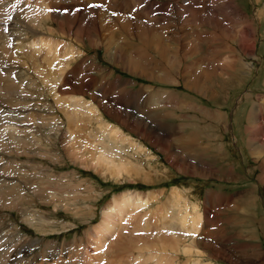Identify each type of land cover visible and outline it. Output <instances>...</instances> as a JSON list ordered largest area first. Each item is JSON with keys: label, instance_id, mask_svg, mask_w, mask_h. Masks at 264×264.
<instances>
[{"label": "rangeland", "instance_id": "obj_1", "mask_svg": "<svg viewBox=\"0 0 264 264\" xmlns=\"http://www.w3.org/2000/svg\"><path fill=\"white\" fill-rule=\"evenodd\" d=\"M39 1L0 0V37L6 25L19 32L27 26L25 38H50L58 42L59 53L72 48L75 54L68 56V61L62 60L61 55L51 63L42 51L35 57L30 53L22 66L20 58L10 51L15 43L7 48L0 41V62L5 61L9 70L6 74L0 69L2 79L13 81L15 75L19 81L16 84L30 83L39 75L37 68L33 70L29 65L38 66L40 60H45V66L53 67L56 74L73 73V78H80L84 73L92 77L94 84L83 99L95 106L103 122L119 127L145 152H125L127 155L122 156V150H116L113 159L96 166L94 162L102 152V145L90 136L95 133L96 124L82 122L85 134H79L76 141L72 137L75 143L69 145L66 129L69 118L75 116L74 109L56 104L52 97L46 98L51 104L46 100L35 103L36 97H30L28 92V99L21 89L5 93L7 88L2 83L0 264H140L139 260L162 264L159 259L157 262L155 248L164 238H172L169 224L183 207L191 215L197 207L203 218L201 230L194 236L214 238L216 243L211 247L197 246L200 248L196 247V251L202 255H184L181 250L191 241L174 237L181 250L163 253V264H264V173L258 167L259 164L264 167V155L253 154V132L247 122L250 109L264 99V0H154L152 7L147 5L150 0H144L139 7L152 9L153 19H157L155 27H162L161 44L165 48H172L174 37L178 47L192 46V58L188 63L181 59V66L176 69L178 77L175 75L173 79L158 72L151 46L149 52L142 54L137 36L154 32L153 20L141 17L144 10L133 9L142 19L135 22L128 18L125 25L116 19L118 11L109 7L100 10L96 17L103 16L97 22L101 46L94 48L93 41L98 37L82 34L78 38L77 25L62 33L52 18L44 20L43 15L53 16L51 7L56 8L60 0H46L45 8L38 7ZM16 3H22L21 9L26 7L28 13L39 11L38 21L35 20L39 23L26 18L19 23H14V19L12 26L7 23L8 15L15 17L8 12ZM75 4L71 1L68 5L75 7ZM256 14L258 20L254 18ZM5 15L8 19L3 23ZM110 17L113 20H105ZM214 22L219 32L225 34L218 32ZM33 27L38 34L31 32ZM243 29L246 33H242ZM18 33H12L16 44L26 45L24 40L23 43L18 40ZM121 51L128 56L136 54L134 58L141 65L135 68L131 57L114 63L115 55ZM210 69L222 73L210 75ZM194 72L202 73L198 92L190 88ZM98 90L104 96H98ZM205 112L209 117L204 116ZM223 121L232 125L233 132L223 131ZM137 126L147 127L148 137L137 132ZM192 134L197 138L196 147L209 150L207 154L205 150L190 151ZM153 137L155 143L150 139ZM191 156L195 163L205 164L202 171L192 173L187 169ZM139 164L145 166L143 174L133 169ZM123 165L131 168L117 177L115 170L118 172ZM174 190L179 196L176 204L172 202ZM254 190L255 196H251ZM124 194L141 197L151 194L152 201L146 205L133 202L121 218L114 213L111 217L119 220V228L111 230L114 234L106 243L97 242L96 229L104 221L109 206L114 201L120 202Z\"/></svg>", "mask_w": 264, "mask_h": 264}, {"label": "bare ground", "instance_id": "obj_2", "mask_svg": "<svg viewBox=\"0 0 264 264\" xmlns=\"http://www.w3.org/2000/svg\"><path fill=\"white\" fill-rule=\"evenodd\" d=\"M71 1L76 3L75 7H73L72 5L71 6L68 5L69 3H71ZM144 2H145L144 0L143 1L142 0H139V1L138 0H89L88 2L86 0H60V3H59V5H56L57 6L56 8L54 6L51 7L53 9V11H52L53 16L48 15V17L45 18V15H43V13H42V15H43L44 20H49L50 18H52L53 23L56 21L58 24V31H60L62 33L70 31L72 26L77 25L78 30H79L78 38H82V36H81L82 34H89V35H92L96 38L98 37L97 41H95V42L93 41L92 45L94 48H98L101 46V44L99 42V36H98L99 28H98L97 22L100 19H102L103 16H100L99 18H97L96 16H97L98 12L100 10H102L104 7H109V9H111L114 12L118 11V14H117L118 16L116 17V19H119L123 25L126 24L128 18L132 21H135V22L140 21L142 19L141 17L151 19L154 22V25H153L154 32L151 35L147 34L146 36H137V40L143 48L142 54H144L145 52H149L150 46H151V50H152L153 54L155 55V67L158 69V72L164 73L167 79H173V76H174V78H176L175 75H177V77H178V73L176 72V69L181 66V63H182L181 59H186V62L188 63L189 58H192V56H193V52L191 51L192 46H191V44H187L186 46L180 48V47H178V44L175 45L178 42V40H177V37H174L171 39V44H170V46H172V48H170V47L165 48L161 44V41L163 39L162 34H164V33H161L162 27H161V29H159L158 27H155V20H157V19H153L152 9L148 8L146 10V9L142 8L141 10L142 11L144 10V13L141 14V17H138L137 14L135 13L137 11L133 10L135 8L140 9L141 7H139V6L144 4ZM45 3H46V0H40L39 3H37V5L43 6ZM63 4L66 7H63ZM147 4H149V3H147ZM20 5H22V3ZM22 6H24V5H22ZM25 8L26 7L21 9V7H20L21 14H18V16L14 20V23H16V22L19 23V22H21L22 19L25 20V18L31 22L35 21V20L38 21V14L37 13H39V11L36 12L33 10L34 12L28 13L27 9L25 10ZM38 10H40V9H38ZM43 11H45V10H43ZM47 11H49V10H47ZM61 11L64 13L63 15L59 14V13H61ZM32 13H36L37 16L32 14ZM48 14H49V12H48ZM193 14H194L193 12H192V14H190L191 18L188 17L190 19V21H192V19H193ZM8 16L11 17V14ZM40 18H42V17H40ZM254 18H256L258 20L259 15L256 14ZM110 19H111V17L107 18L105 20L108 21ZM195 19H198V18H196V16H195ZM111 20H113V19H111ZM243 20H245V18ZM29 21H27V23H29ZM159 21H161V20H159ZM36 23H39V22H36ZM33 24H35V23H33ZM156 24H158L157 21H156ZM216 24H217V22L213 23V25L217 28ZM12 25H14V24H12ZM158 25L160 27V24H158ZM36 27H38V26H36ZM85 27L87 28V31L84 30ZM217 29L219 32V27ZM26 30H28L27 26H24L22 31L19 32L13 28L11 30L10 26L6 25L5 29L3 28V31L1 32L2 36L0 37V41L1 42L3 41L2 43L4 45H6L7 48H10V44L14 45V43H15V46H12V48H11L13 50H10V51L13 53V56L16 55L17 57L20 58V62L22 64V66L26 64L27 58L30 56V53L33 54V55H31L33 57L34 55H36V56L39 55V52L42 51L43 56L46 59H49V61H51V63L52 62L54 63L56 60H59V56H61V55H62L61 57L63 58L62 60H64V58H65V61L66 60L68 61V59H67L68 56H72L75 54L74 50L72 51V48H68V50L65 53H59V44H57L58 42L55 43L50 38H46V39H41V38L32 39V38H30L29 39L26 36V38H28V39H26L25 35H24V33H25L24 31H26ZM246 31L247 30L243 29L242 33H246ZM3 32L6 34V36L3 35ZM14 32H17V33L19 32L18 33V37H19L18 40L21 43H23V40H24V44L26 42V45L20 46L21 44L20 45L16 44L15 38L12 37V33H14ZM31 32L34 35L38 34L37 30L34 27L31 28ZM163 32H164V29H163ZM219 33H224V32H219ZM215 34H217V33H215ZM230 40H231V38H230ZM173 45H175V46H173ZM230 46H233V45H230ZM235 51H236V49H235ZM217 54H220V53H217ZM135 55L136 54L128 56L125 51H121V53H117L115 55L114 63H118L119 61H123L124 59L131 57L133 63L135 64V68H138L141 65V62L138 61L136 58H134V57H136ZM227 58H229V57H227ZM230 58H232L231 55H230ZM231 60L232 59H230V61ZM44 61L40 60L38 62V63H40L38 66H33L32 64L29 65L30 68L33 70L35 68H37V73L39 75V77H37V78L33 77V81H31L30 83L24 82L21 84L20 83L16 84L19 81L17 82V81H15V79H13L14 82L12 80L7 82V81L3 80L2 77L0 76V79L2 80V81H0V87H1L2 83L5 84V87L7 88L5 93L7 91L10 92V90H13V89L20 92L19 89H21L22 90L21 92L26 94L25 96L28 99H29V97L27 95L29 92L30 97H36L35 103H38V102H41L44 100H46L48 102V100L46 98L49 99L52 97L55 100L56 104H59V105L63 104L64 106H67V108L74 109L75 110V116L73 118H69V124H68L67 129H66V131H67L66 133L68 134V137H70V138H68V139H70V141L67 140V143L69 141V145H71V142H73L74 140L75 141L77 140L76 138L79 134H82V135L85 134V129L83 127H81L82 122L85 121V122H88L89 124L90 123L96 124V126L93 127V131L95 133L90 134L92 139H94L97 142V144L102 145V152L96 158V160L94 162V164L96 166L101 165V163L103 161H107V160L109 161V160L113 159L114 156L116 155V153H115L116 150H122V156L127 155V153L125 154V152H128V153H133L136 151L145 152V150L141 147L140 144H138L137 141H135L133 138L127 136V134H124L119 127H116L115 125L113 126L111 124H106L105 122H103L100 119L98 111L96 110L95 106L91 102H87V100L83 99V97L86 98L85 95L88 93V91L90 90V88L94 84L95 80L92 77L87 76L84 73L79 75L80 78L76 77L77 79L73 78V76H74L73 73H71L67 76H65L64 72H61V73L57 72V74H56L54 70L52 71L53 67H51V69H50V68H47V66H45V64L43 63ZM227 61H228V59H227ZM230 61H228V62H230ZM231 64L232 63H230L229 65H231ZM0 65H1V68L6 72V74H8L9 73V70L7 68L8 64L5 61H2V63L0 62ZM61 65H62V63H61ZM229 65H227V66H229ZM63 66H65V65H63ZM64 69H66V68H64ZM64 69L61 68V71ZM17 72H18V70H17ZM208 73H211L210 75H219L220 73H222V71L219 69H210ZM203 74H205V72ZM28 76H30V75H28ZM201 76H202V73H198V72L192 73V82H191L190 88L197 91V92L200 91V89H201V84H200ZM22 80H25V79H22ZM31 84L34 86V88H33V86H31ZM30 88L33 90H31ZM5 93H3L4 96H5ZM97 95L98 96H104V92L102 90H98ZM57 97H64V99L57 98ZM7 99L9 100V98H7ZM20 101L22 102L21 99H20ZM30 101H32V98H30ZM25 102H26V104H27V102L30 103L29 101H24V103ZM16 103H18V102H16ZM16 103H14V104H16ZM35 103L32 105H35ZM49 104H51V103H49ZM43 105H46V104L43 103ZM59 108L65 109L64 107L62 108L60 106H59ZM256 108L253 107L252 109H250L249 116L247 117V122L249 125V130L253 132V140H252L253 143L251 145V149L253 151V154L263 156L264 155V99L259 100ZM81 116H84V118L81 119L82 118ZM204 116L209 117V114L207 112H205ZM213 122H215V121H213ZM223 122H224L223 131L224 132H229V131L233 132L232 125H228L226 121H223ZM126 123H128V122H126ZM144 126H147V125H144ZM136 130L142 136L148 137V128L147 127L137 126ZM250 131H249V133H250ZM74 136H75V139H74ZM71 138L73 139V141H71L72 140ZM150 139L152 142L155 143V137L150 138ZM196 140H197L196 136L194 134H192L190 137V141H191L190 146H193V147H191L190 151L202 152L203 149H200V147H196ZM210 140L212 141V139H210ZM73 143H75V142H73ZM157 144H159V142ZM218 144L219 143H217V145ZM99 145H97V146H99ZM161 145H163V144H161ZM97 146H94V147L97 148ZM215 146H216V143H215ZM219 146L221 148L220 144H219ZM213 147L214 146H212V149H213ZM68 148L72 149L69 146H68ZM163 148L165 150L168 147H166V148L163 147ZM209 148H210V146H209ZM214 149H215V147H214ZM217 149H219V148H217ZM207 150H208V148H207ZM208 151L205 150L204 152H206V154H207ZM218 156H220V154ZM261 156H260V158H261ZM260 158H258V160H257L258 162L256 161L258 164H259ZM113 162H114V160H112L111 163H113ZM202 164H204V163H202ZM202 164L195 163L194 157L191 156L190 157V163L188 162V164H187V169L191 170L192 173H198V172L202 171V169L204 167V166H202ZM258 167L260 168L261 172L263 171V173H264V167H262L260 164ZM126 168H131V167L129 165H123L119 168L118 172L115 170V172L117 173V177H120V176H122V174L129 172V169H126ZM150 168H152V167L150 166ZM133 169L136 172L143 174V171H145V166H144V164H139L137 167H134ZM155 174H157L156 171H155ZM145 183L150 184L151 182H145ZM255 193H256V191L254 190V191L250 192V195L255 196ZM244 197L245 196H243V198L242 197L241 198L244 199ZM178 198H179L178 192H177V190H174L172 192L173 204H176L178 202ZM151 201H152V195L151 194H148L145 197H141L138 194L134 195V196L129 195V194H124V195H122L120 202L114 201L112 203V205L109 206L108 211L104 215V217H103L104 221L102 222L100 227H98V229H96V231L98 230L97 233L95 232L97 234L96 235L97 242L100 243V241H103L104 243H106V240L109 237L113 236L114 232L111 230L115 231L116 228L118 227V224H119L118 219L111 217L112 215H114V213H116L118 218H121L123 212L125 211V208L131 207L133 202H135L137 205H146ZM118 209H120L121 212L117 213ZM173 210H174V207H171L170 212H172ZM160 222H161V226L163 228L161 219H160ZM202 224H203V218H202L201 214H199L197 207H194V213L192 215L187 211L186 207H183L181 209V211L179 212L178 217H176L174 220H171V222L169 224L168 229L171 231L169 235L172 238H170V237H167L168 239L164 238V242L162 241V243L160 245H157L155 248V251H157L156 252L157 260L158 259L161 260L160 263L163 264L162 255L166 251H168L171 254H172V252L173 253L174 252L179 253V250H181V248L179 247V243L174 238L177 236L182 237L183 239H188L189 241H191L190 245H187L185 248H183L181 250V252H183L184 255H188V254L202 255V254H200L199 251H196L197 249L200 248V247L198 248L197 246L202 245V246L211 247V246L215 245V244H213V243H216L215 242L216 239H214V238H212V239L211 238H198L197 239L196 236H194L200 232ZM252 225L253 224L251 222V226ZM145 227L147 228L148 225L146 224ZM249 232H252V231L250 230ZM255 232L253 231V233H255ZM251 234H250V236L254 235V234L253 235H251ZM255 235H256V233H255ZM218 240L222 241L221 239H218ZM218 240H217V243H218ZM142 245H145V244H142ZM146 246L147 245H145L144 247H146ZM196 247H197V249H196ZM140 250H142V249H140ZM220 250L222 251L221 248H220ZM83 257H84V255H83ZM152 258H155V257L152 256ZM138 260H139V258H138ZM159 260L157 262H159ZM139 262H140V264H147V261L144 262V260L142 261V263H141V260H139ZM87 263H88V261H87ZM194 264H199V262H195Z\"/></svg>", "mask_w": 264, "mask_h": 264}, {"label": "crops", "instance_id": "obj_3", "mask_svg": "<svg viewBox=\"0 0 264 264\" xmlns=\"http://www.w3.org/2000/svg\"><path fill=\"white\" fill-rule=\"evenodd\" d=\"M155 4V1L154 0H150V3L149 4H147L149 7L151 6H153ZM234 126V125H233Z\"/></svg>", "mask_w": 264, "mask_h": 264}]
</instances>
